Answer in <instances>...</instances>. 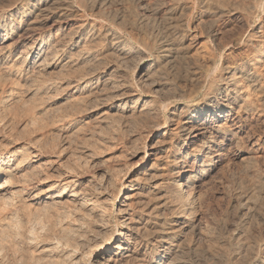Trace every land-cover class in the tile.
<instances>
[{
    "label": "bare ground",
    "instance_id": "bare-ground-1",
    "mask_svg": "<svg viewBox=\"0 0 264 264\" xmlns=\"http://www.w3.org/2000/svg\"><path fill=\"white\" fill-rule=\"evenodd\" d=\"M197 7L210 47L182 78ZM263 19L264 0H0V264H264Z\"/></svg>",
    "mask_w": 264,
    "mask_h": 264
},
{
    "label": "rangeland",
    "instance_id": "rangeland-1",
    "mask_svg": "<svg viewBox=\"0 0 264 264\" xmlns=\"http://www.w3.org/2000/svg\"><path fill=\"white\" fill-rule=\"evenodd\" d=\"M123 4V5H122ZM122 4H114L113 6H112V9H118V8H124V7H126L128 4L126 3V2H123ZM117 6V7H116ZM122 6V7H121ZM113 7H115V8H113ZM199 8L197 7V9L195 8V10L192 12V10H186V12L184 11L183 13H182V15H181V17H180V19H181V22L182 23H184L185 25H189V28H190V30L189 31H187L185 34H187L186 35V37L184 38V39H182V41H183V44H189V46H190V48L187 46V50H185L186 52H188L187 54H186V59H185V61H184V63L182 64V66H183V69L181 68V69H179V70H177L176 71V74L177 75H180L181 77L182 76H184V77H186L187 78V76H197L196 78H198V77H200V75L199 74H196L198 71H196L195 70V68H194V61L196 62V60H199V61H204V58L203 57H205V54L209 51V47H210V45H209V43L207 44L206 42H205V34L203 33V30H202V28H201V26L200 25H198V18L200 17V16H198V14H199ZM189 12V13H188ZM194 14V15H193ZM184 16V17H183ZM186 16V17H185ZM188 16V17H187ZM193 17V19H192V17ZM185 18H187V19H185ZM184 19V20H183ZM185 21V22H183V21ZM186 21H188V22H186ZM192 21H193V23H192ZM263 21H264V19H263ZM76 22V19H72L71 21H70V24H73V23H75ZM196 22V23H195ZM63 22L62 21H56V22H50V23H48L45 27H44V31L45 32H49V31H51V33L52 34H54L55 33V31L58 29V27L59 26H62V25H64V24H62ZM195 23V24H194ZM56 26H55V25ZM197 25V26H196ZM236 25V26H235ZM235 28H238V27H241V24L239 23V22H237V23H234V25H233ZM49 27V28H48ZM193 27V28H192ZM195 27V28H194ZM199 27V29H201L200 31H199V29H197ZM46 29V30H45ZM196 30V32H195V30ZM193 32V33H192ZM199 32V33H198ZM189 33V34H188ZM199 34H202L201 35V37L202 38H200V36H198ZM191 37H194V38H191ZM221 37H225V39L224 40H232L233 38L232 37H230L229 35L227 36H221ZM228 37H229V39H228ZM231 38V39H230ZM186 39V40H185ZM190 39V40H189ZM194 40H196V41H194ZM187 41H188V43H187ZM192 41V42H191ZM198 41V42H197ZM200 41V42H199ZM194 42V43H193ZM204 42H205V44H204ZM190 43H192V44H190ZM203 43V44H202ZM208 45H209V47H208ZM205 48H207V49H205ZM243 48L242 47H240V48H238V49H236L235 51H234V56L235 57H237V58H239V57H242V56H240V55H242V53H243V50H242ZM200 50V51H199ZM205 50V51H204ZM206 50H207V52H206ZM195 52H197L198 54H194ZM201 54H200V53ZM203 52V53H202ZM206 52V53H205ZM192 54V55H191ZM193 54L195 55L194 57H195V59L193 60ZM189 55H191V57L189 56ZM199 55L201 56V55H203V57L201 56V57H199ZM196 56H197V58H196ZM203 58V59H202ZM188 59H189V61H188ZM193 61H192V60ZM187 60V61H186ZM189 62V63H188ZM188 65H187V64ZM201 63H204V62H201ZM191 64V65H190ZM193 64V65H192ZM187 65V66H186ZM186 66V67H185ZM190 66V67H189ZM189 68V69H188ZM192 68V69H191ZM194 68V69H193ZM187 69H188V71H187ZM195 70V71H194ZM181 71H182V73H181ZM190 71V72H189ZM180 72V73H179ZM189 73V74H188ZM192 73V75H190ZM199 73V72H198ZM179 76V77H180ZM184 77H182V78H184ZM252 121V122H251ZM255 120H249V121H247L246 123H248V124H251V126L252 127H254L257 131L259 130V132H260V130L262 129H258L257 127H255L254 126V124H255V122H254ZM176 125H172L171 127H170V129H169V131L168 132H166V133H164V137H167L168 138V140L170 141V142H174V139H173V134H176L178 131L176 130V128H177V126L175 127ZM247 130H248V128H247ZM249 131V130H248ZM262 131V130H261ZM258 132V133H259ZM257 134V133H256ZM242 135H244L243 133H242ZM245 140V139H244ZM125 143V142H124ZM124 143L123 144H120V145H117V147L113 150V152H115L116 154H119V151H120V153H122V152H124V149H122V148H124ZM245 143H247V145H250L249 144V142L248 141H246L245 140ZM119 146V147H118ZM250 147V146H249ZM116 150V151H115ZM101 151H96L95 152V155L96 156H98V154L100 153ZM231 152V153H230ZM232 152H234V153H232ZM246 152H243V154L241 155V154H238L236 151H234V149L233 148H231L230 149V151H229V153H228V157H229V162H228V164H227V166H229L227 169L229 170V173L231 174V171L233 172L231 175H234V176H238L239 175V171L242 169V168H240V167H244V163H247L248 161L246 160V157H247V155L245 154ZM104 155V154H103ZM231 155H233V156H231ZM231 157V158H230ZM245 157V158H244ZM163 158V159H162ZM161 158V164H162V168H163V170H165L166 168H167V166L164 164V162L166 161V159L164 158V157H162ZM242 158H244V161H242V160H240V159H242ZM165 160V161H164ZM246 161V162H245ZM239 162H241V163H239ZM229 163H231L230 165H229ZM261 163V162H260ZM248 164V163H247ZM236 165V166H235ZM240 166V167H239ZM232 167V168H231ZM237 169H235V168ZM259 167L261 168V169H263V167H262V165L260 164L259 165ZM165 168V169H164ZM234 168V169H233ZM96 170L97 169H90L89 170V172L90 173H93V172H96ZM93 171V172H92ZM235 172H237L238 174H234ZM222 188V185H215V186H213V188H211L215 193H213V191L211 190V194H210V199L211 200H213V201H215L216 200V202H212L213 203V208H214V212L216 213H219V212H223V211H225V209H227V207H228V204H227V200H226V198H225V196H224V194H223V190L221 189ZM216 189V190H215ZM222 190V192H220ZM213 194V195H212ZM215 196V198L214 197H212V196ZM213 198V199H212ZM223 199H224V201H223ZM223 201V202H222ZM227 206H226V205ZM216 210V211H215ZM216 213V214H217ZM221 213H219L218 215H220ZM230 218L229 219H231L232 218V216H229Z\"/></svg>",
    "mask_w": 264,
    "mask_h": 264
}]
</instances>
